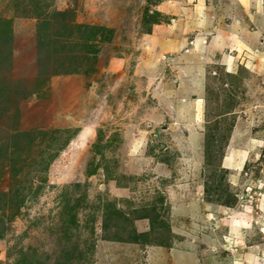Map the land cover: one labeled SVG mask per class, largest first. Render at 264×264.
<instances>
[{"label":"rangeland","instance_id":"obj_1","mask_svg":"<svg viewBox=\"0 0 264 264\" xmlns=\"http://www.w3.org/2000/svg\"><path fill=\"white\" fill-rule=\"evenodd\" d=\"M12 10L0 264H264V0Z\"/></svg>","mask_w":264,"mask_h":264},{"label":"crops","instance_id":"obj_2","mask_svg":"<svg viewBox=\"0 0 264 264\" xmlns=\"http://www.w3.org/2000/svg\"><path fill=\"white\" fill-rule=\"evenodd\" d=\"M18 4L19 0H0V19L11 20V14L14 13L12 9Z\"/></svg>","mask_w":264,"mask_h":264},{"label":"bare ground","instance_id":"obj_3","mask_svg":"<svg viewBox=\"0 0 264 264\" xmlns=\"http://www.w3.org/2000/svg\"><path fill=\"white\" fill-rule=\"evenodd\" d=\"M238 38V37H237ZM86 131L80 132L81 137L79 138L81 141L84 140L83 137L85 136ZM81 147V146H80ZM227 158V157H226ZM225 165V164H224ZM184 261V260H183Z\"/></svg>","mask_w":264,"mask_h":264}]
</instances>
